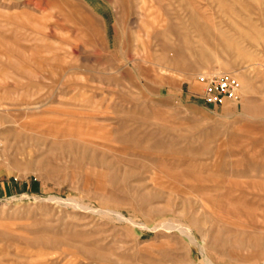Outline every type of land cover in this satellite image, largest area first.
<instances>
[{"label":"rangeland","instance_id":"obj_1","mask_svg":"<svg viewBox=\"0 0 264 264\" xmlns=\"http://www.w3.org/2000/svg\"><path fill=\"white\" fill-rule=\"evenodd\" d=\"M0 264H264V0H0Z\"/></svg>","mask_w":264,"mask_h":264},{"label":"built area","instance_id":"obj_2","mask_svg":"<svg viewBox=\"0 0 264 264\" xmlns=\"http://www.w3.org/2000/svg\"><path fill=\"white\" fill-rule=\"evenodd\" d=\"M201 86V100L208 105H219L239 97V82L229 72H201L196 76Z\"/></svg>","mask_w":264,"mask_h":264}]
</instances>
